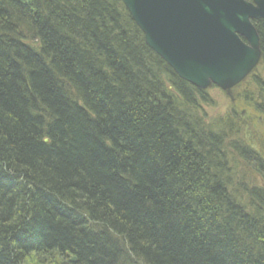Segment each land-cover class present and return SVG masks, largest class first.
<instances>
[{"label": "trees", "instance_id": "trees-1", "mask_svg": "<svg viewBox=\"0 0 264 264\" xmlns=\"http://www.w3.org/2000/svg\"><path fill=\"white\" fill-rule=\"evenodd\" d=\"M122 4L0 0V264H264V187L238 189L206 92ZM231 149L264 186L259 150Z\"/></svg>", "mask_w": 264, "mask_h": 264}, {"label": "water", "instance_id": "water-1", "mask_svg": "<svg viewBox=\"0 0 264 264\" xmlns=\"http://www.w3.org/2000/svg\"><path fill=\"white\" fill-rule=\"evenodd\" d=\"M122 1L146 44L198 89L229 91L260 59L251 22L264 20V0Z\"/></svg>", "mask_w": 264, "mask_h": 264}, {"label": "rangeland", "instance_id": "rangeland-1", "mask_svg": "<svg viewBox=\"0 0 264 264\" xmlns=\"http://www.w3.org/2000/svg\"><path fill=\"white\" fill-rule=\"evenodd\" d=\"M248 3H252V1ZM261 60L260 50V59L253 71L229 91H223L214 85L202 90L206 92L210 99L208 100L210 104L203 106L204 119L211 128L225 134L226 146H224V153L227 165L224 167L225 170L231 172L233 181L235 185H238L239 190H243L244 187L249 189V187H246L247 184L262 178V175H260L262 168L260 166L240 162L237 158L238 152L231 149L235 142H240L244 146H253L257 149V152L259 150L261 153L259 155L264 160V116L257 108L258 103H264V67ZM166 65L169 67L167 63ZM244 171L247 172V176H244ZM247 198L243 193L241 196L243 203H248ZM118 246L120 250H126L120 245Z\"/></svg>", "mask_w": 264, "mask_h": 264}, {"label": "bare ground", "instance_id": "bare-ground-1", "mask_svg": "<svg viewBox=\"0 0 264 264\" xmlns=\"http://www.w3.org/2000/svg\"><path fill=\"white\" fill-rule=\"evenodd\" d=\"M122 1V0H121ZM122 3H123V1H122ZM123 6H124V4H122ZM114 8H115V10L116 11H121L122 9H121V6L119 5V6H115L114 5ZM128 12V11H127ZM123 15H125V14H123ZM128 15H129V17L132 19V17H131V15L129 14V12H128ZM132 21H133V19H132ZM258 21H260V20H256V21H252L251 22V25L253 26V27H255L256 25H257V22ZM120 22H121V26L123 27V28H125L126 26V18H125V16H121V20H120ZM134 22V21H133ZM135 23V22H134ZM135 25H136V23H135ZM137 26V25H136ZM138 27V26H137ZM257 27V26H256ZM256 27H255V29H256ZM138 29H139V27H138ZM140 30V29H139ZM141 31V30H140ZM141 33H142V35H143V43L155 54V55H157L147 44H146V42H145V40H144V34H143V32L141 31ZM8 35V37H9V39H13L14 37H15V35L14 34H7ZM28 39H27V45H28V47H31V48H34L35 46H36V44L38 43V39L35 37V36H28L27 37ZM158 56V55H157ZM162 61H164L160 56H158ZM165 62V61H164ZM255 68V67H254ZM172 70V69H171ZM173 71V70H172ZM253 71V70H252ZM174 73V72H173ZM175 74V73H174ZM176 75V74H175ZM178 78H179V76L178 75H176ZM180 79V78H179ZM182 80V79H181ZM193 86V85H192ZM194 87V86H193ZM205 124L206 125H208L207 123H206V120H205ZM45 142H47V140L45 139L44 140ZM225 163V162H224ZM225 165H227L226 163H225ZM248 174H247V172L246 171H244V176H247ZM245 179H246V177H245ZM247 182V181H246ZM249 185V186H248ZM246 187H249V189H246L245 187H244V192L246 193H250V192H255V191H258V190H260L261 188H263L264 186H263V184H262V182L260 181V179H258V181H255V182H252L251 184H247L246 185ZM68 212H71V211H68ZM75 214V213H74ZM75 216L77 217V213L75 214ZM79 216V215H78ZM81 217V221H85V217H82V216H80ZM87 223V227L88 228H90L91 230L92 229H95V228H103V225L101 224V222L100 221H95V220H92L91 219V221H88V222H86ZM101 232H104L106 235H109V236H114L115 234L113 233V231L112 230H110L109 229V227H107V228H104L103 229V231H101ZM122 241H123V246H122V248L123 249H125L127 246L129 247V243H128V241L126 240V239H121ZM124 241H125V243H124ZM132 259V257L131 256H129V259ZM125 261H127V260H125Z\"/></svg>", "mask_w": 264, "mask_h": 264}]
</instances>
